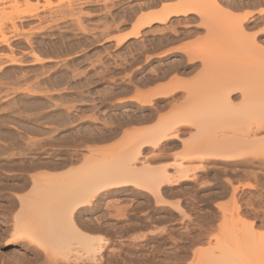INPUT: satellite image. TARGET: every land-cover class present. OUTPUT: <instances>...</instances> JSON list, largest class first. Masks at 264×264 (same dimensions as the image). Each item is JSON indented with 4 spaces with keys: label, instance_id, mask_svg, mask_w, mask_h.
<instances>
[{
    "label": "bare ground",
    "instance_id": "obj_1",
    "mask_svg": "<svg viewBox=\"0 0 264 264\" xmlns=\"http://www.w3.org/2000/svg\"><path fill=\"white\" fill-rule=\"evenodd\" d=\"M25 1L28 2L30 0H25ZM163 1H165V0H149L147 2L148 7H155L156 8V7H159L160 4L162 6L156 10L154 9L153 11L150 9V12L142 13L141 16L139 15V18H137L138 20H136V22L134 21L131 31L128 33L126 32V34L116 38L118 41V44L119 45L123 44L126 40L130 39V37L139 39L142 37L143 32L147 33L149 30L150 31L148 33L152 32L151 28L154 25H156L158 23H160V24L164 23L165 24L168 21L173 20L175 17H179V18L183 17V16L190 17L189 15H192L191 13H193V12L199 13V11H200V13H202L208 9H211V10L214 9L213 12L216 11L218 13V15L220 14L219 16H222L225 14L224 12H227L225 10L226 8L223 7L218 2V0H205L203 3H200L201 2L200 0H177L178 2L176 1L175 3H171L170 2L171 0L169 2H166V1H168V0H166L165 1L166 3ZM106 2H108V1H105V3ZM140 2H142V1H140ZM162 2H163V4H162ZM75 5H77V4H75ZM145 5H146V3H145ZM37 6H39V5H37ZM71 6H70V8H71ZM143 8H144L143 5H141L140 7L132 8V15H133V13L135 14V12H139L140 10H138V9L143 10ZM145 8H146V6H145ZM57 11H58V9H57ZM208 12L210 13V10H208ZM231 12L232 11H229L227 13L230 15L235 14V13H231ZM72 13H75V12H72ZM35 14H34V16L28 17L27 20L29 19L28 21L29 22L31 21V23H32L34 17L35 18L39 17V15H37L38 16L37 17ZM87 14H86V16H87ZM250 14H246V15L244 14L245 16L244 15L243 16H244V18H247L248 15H250ZM236 15L237 14H235V16ZM206 16H207V14H205V17ZM235 16H233V17H235ZM215 17L218 20L216 15H215ZM231 17H232V15H231ZM231 17L230 16L226 17L228 19H227V23H224L225 27L227 26L228 21H229V24H232L233 20H231L232 19ZM240 17H242V16L240 15ZM82 18H83V16H82ZM191 18H192V16H191ZM244 18H242L243 21L246 20ZM39 19H40V17H39ZM78 19H79V23H80L81 20H80V18H78ZM219 19L221 20V17H219ZM233 19L235 20V18H233ZM239 19H241V18H238V20ZM21 20H22V22L25 21V19H21ZM124 20H125V18H124ZM129 20H131V17ZM203 20L205 21V19H203ZM208 20H206L207 23H205L206 27H208V24L211 22ZM211 20H212V18H211ZM41 21H43V20H40L39 22H41ZM75 21L78 22L77 20H75ZM82 21H83V19H82ZM185 21H186V19H185ZM213 21H214V19H213ZM22 22H21V24H23ZM50 22H52V21H50ZM76 22H74V23H76ZM181 22H182V20H181ZM217 22H219V21H217ZM25 23L27 24V22H25ZM91 23H93V22H91ZM118 23L120 24L119 21H118ZM118 23H117V27H119ZM124 23L126 24V21ZM220 23H223V22L220 21L219 24ZM81 24L82 23H80L78 26H80L82 28ZM203 24H204V22H203ZM211 24L212 23H210V26H211ZM229 24H228V26H229ZM234 24H232V26H233L232 30H234V32H231V33L238 32L239 29H241V27H242V26H240L239 28H237V26H235V28H234ZM18 26H19V24H18ZM18 26L15 24L16 28ZM28 26H29V23H28ZM35 26H38V25H35ZM35 26L33 24L34 28L31 27V29L33 28L32 34L31 35L29 34L31 37L23 38V40L25 39V42L22 40L19 41L20 45L27 44L28 46L33 47L32 50L29 51L31 53V55H28L29 53H27L28 56H26L24 59L23 58H17L14 55H10V57H9L10 62H11V64L14 65L12 68L13 71H10V69H7V68L3 71H4V76H7L6 78L13 77V78H16V80L18 78L19 83L15 82L14 84L20 85L22 83V85H24L23 82H21V81L22 80L24 81V79L27 80L28 78H29V80H31L32 78H33V80H35L34 83H32V86H29L26 88H21V91L16 90L18 94L15 93L16 91L13 93V95L16 94V100H14V98H15L14 96H13V99H10V100L11 101L13 100V102H12L13 104L17 103V105H18L19 101L22 103V105H21L22 109L21 108L18 109V112L20 114L16 111L17 113L13 114V115L19 114L21 117L19 115L18 116L20 118H23V119L19 120V122L22 124V127L27 129V130L25 129V131L34 132L36 134L39 132H44V133L46 132L47 133L48 128H46L47 126H45V125L49 122H53V121L55 122V120H58L59 123L61 121V124L62 123L68 124V123H72V122L74 123V121L76 122L75 119L78 117V115H76V114L74 115L71 112L68 113L67 111H65L68 109V108L66 109V105L68 103L66 104L65 102L69 98H70V100H72L71 97H73L69 94L62 96V99L64 101L63 107L65 106V110L63 112H59V111L57 112V110H54L52 108L54 110V112L55 111L56 112L55 113L53 112L54 114H49V113H46L47 111L42 112V110L47 109L48 107L54 105L51 102L53 99H55L54 97L57 95H55L53 93L50 94V92H52L50 89H53V87L55 85H58V87H59V84L61 85V83L64 80L67 81L70 79V75H72V77H71L72 80L75 79L73 77L78 78V76H79L78 72H76L75 69L70 70L67 68L66 70H63L64 68L59 69L57 67H56V69H52V66L54 63L51 60L53 59L54 56H57V58H58V55L60 56V54H62L63 52L65 54H68L71 49L75 48L76 45L81 46L80 44H82V42H84L83 41L84 38L77 37V36H80V34L69 33V32H65V31L61 34L60 32H62V31L59 30L60 34H57V35L58 36L61 35L63 37L62 38L60 36V38L63 39L62 40L63 42H62V44H59L60 42L58 43L57 42L58 40H55L56 38L54 39V35H55L54 31L56 29L51 33L49 31H43V33H41V30L43 28H39V27L35 28ZM39 26H41V24H39ZM70 26H71V24H70ZM74 26H75V24H74ZM84 26H85V24H84ZM89 26H90V24H89ZM120 26H121V24H120ZM168 26H169V24H168ZM213 26H214V24H213ZM222 26H223V24H222ZM19 27L21 28V26H19ZM19 27H18V31H21V29ZM63 27H64V24H63ZM166 27H165V29H166ZM214 27H216V24ZM229 27H231V26H229ZM61 28H62V26H61ZM84 28H82V29H84ZM147 28L148 29L150 28V29L146 32ZM154 28L156 30H158L156 27H154ZM171 28H173V29H171L173 34L178 35L180 33L179 32L180 29H178L177 27H171ZM217 28L222 33H227L226 30H225L226 32L221 30V28H219V26H217ZM49 29H51V28H49ZM116 29H118V28H116ZM144 29H146V30L143 31ZM227 29H228V27H227ZM92 30H94V29H92ZM154 30H153V32L156 31V30L155 31ZM242 30L244 31L243 27H242ZM122 31H124V30H122ZM229 31H230V29L228 30V32ZM85 32H84V34H85ZM156 32L158 33V31H156ZM162 32H163L162 29H161V32L159 30V33H162ZM182 32L180 33L179 37L181 36V34H185V35L190 34L189 30H185ZM212 32H213V30H212ZM38 33H41L42 36L39 35ZM238 33H240V32H238ZM242 33H240V35ZM255 33H257V32H255ZM43 34H44V36H43ZM168 34L169 33L167 32V30L164 33L160 34V35H162V37H161L162 41H163V39L165 40L164 44H162V46L163 45L165 46V44H167L168 42H174L176 39H178L177 37H170L171 35L169 36ZM93 35H95V34H93ZM209 35H211V34H209ZM223 35H224L223 38H225V35H229V34H223ZM2 36L3 37L0 38V42L10 46L9 48H12L11 49L12 51H16L12 47L14 45L11 46V44H10V41H9L10 39H8L9 36L8 37H6L5 35H2ZM104 36H106V35H104ZM155 36H156V33H155ZM218 36H219V34H218ZM237 36H239V34ZM55 37H56V35H55ZM93 37H95V36H93ZM227 37L230 39L229 36H227ZM97 38H93V39L96 40ZM161 38L159 40H161ZM211 38L212 37H210V40H212ZM86 39H88V38L85 37V42H86ZM99 39L100 38H98V41H99ZM231 39H234V38H231ZM247 39H250V38H247ZM247 41H250V40H247ZM85 42H84V44H85ZM87 42H90L91 45L96 43V42L94 43V40L93 41H87ZM165 42H167V43H165ZM251 42H252V40H251ZM157 43H158V41H157ZM254 43H256V41ZM159 44L161 46V43H159ZM240 44H242V42ZM256 45L259 46L257 43H256ZM79 46H77V47L79 48ZM142 46L143 45H140L141 49L136 48L135 50L132 49L131 51H129V53H131V55L133 56L132 66H133V64H137V63L142 62V61H147V63H145L144 66H142V68L138 69L137 71H133L132 75H129L127 78L121 79L122 81L115 79V81H113V82L117 87H112L113 86L112 85L105 90V93H102L105 96V98L103 97V103L107 102V100L115 99V96L118 94L121 95L122 93H125V92L131 93L132 89H134L136 87H137L136 89H139L138 85L147 87V85H150L152 83L154 84L155 81H158V80L162 81V79L167 78V76H169V74L172 73V71H174V70L176 72L181 71V73H182V71L183 72H191L197 68V60H198L197 57H195V58L190 57L191 59L190 58L188 59V60H190V61H188L189 64L188 63L186 64L185 63L186 61L183 63L184 59L183 60L179 59L178 62L173 61V62L169 63V66L167 65L168 67L165 65V62H162L159 65H156V66L154 65L153 66L154 68H150V69L148 68L149 70H144V68L145 67L147 68V66L151 63V62H148V60H150L149 56H151V54L148 55L146 50L149 51V49L148 48L145 49V47H146L145 42H144L145 47L144 46L142 47ZM20 47H22V46H20ZM87 48H89V47H87ZM207 48H209V47H207ZM244 48H246V47L244 46ZM259 48L262 49L263 47L262 48L259 47ZM72 51H75V50H72ZM209 51H211V50H209ZM12 54H13V52H12ZM145 55H147V56H145ZM117 56H119V55H117ZM144 57H145V60L142 59ZM209 59H211V58H209ZM180 61H182V62H180ZM81 62H84V60ZM101 62H102V60L100 61V64H101ZM128 62H131V61H128ZM124 63L123 64L118 63L116 65V67H114V69L111 72L112 73L115 72L118 74H120L122 72L124 73V71H126V69H128V67L131 66L128 63H127L128 65L126 64V66H125ZM11 64H9L8 67ZM214 64L216 65V63L213 62V65ZM107 66L105 67L106 69H107ZM216 66H214V69ZM72 67H74V66H72ZM109 68H108V70H109ZM208 69H210V68H207V70ZM207 70H206V72H204L202 70L204 73L200 70L199 71L200 76H197L198 79L195 77L191 80V81H195V83H192V87H191L190 91H188L186 93L187 95L185 94L186 99L184 101H182L183 104L179 103V102L177 104V101L181 100V99H179L181 96V92H180V90L178 91V88L175 85L177 82L176 80L179 78L177 76H176L177 78L176 77L173 78L171 76L170 78H173V79H168V80H170L168 82L165 81L163 83L162 82L159 83L158 86H156V88L153 86L154 88H152L147 93V95H145L146 97H144L143 99H140L141 104H143L140 106L141 107H148L149 108L148 112H146V113H144L138 117L137 116L136 117H133V116L129 117L128 114L125 113V114H123V116L120 118L121 120H119V121H118L119 113L111 112L108 114L110 120H108V122L105 121V122H107L108 125H106V124L105 125L101 124L100 126L96 125L97 126V128H96L95 125H93L94 123H89L88 126H85L84 128L83 127L80 128L82 130V134L78 133L80 136L77 134L78 137L76 136L77 137L76 141L77 142L80 141L82 144H84V142L89 143V141H91L93 143L94 142H97V143L100 142L101 143V142H106V141L110 142V140H112L111 141V143H112L115 141L114 143L108 145L109 147L105 145L107 148L106 147H104V148L100 147L102 149L98 148V152L95 150L97 153L92 148V150L95 153L93 152L88 156H84V153H83V156L81 155L82 157H80L77 152H72L70 150L69 151L66 150V152H63L64 153L63 156L60 157L58 160H51L50 158H48L49 156L45 159H42L43 157L40 159V158L35 157V156H30L29 159H26V160L21 159L19 161V160L15 159L12 162V161H7V159H6V161H2V162L0 161V172H1L0 173V195L2 194V202L0 204V207L1 208L3 207V210L5 212H7L8 214L14 213L13 218H12L14 231L11 230V233H12L11 239L4 241V238H5L4 235L10 234V232H9L10 226H9V228L6 227L5 230L3 229L4 232H1L2 234L0 233L1 234V236H0V248H2V247L5 249L12 248L13 250H11V251L15 252V253H22L21 251H23L25 248V250L28 252L27 257L22 259V261H18V260L13 261L10 258H7L4 254L2 255V253H0L1 254L0 255V264H101L102 259H103L102 256L104 253L103 242H105V240L102 238V236L97 234L98 229L99 228L101 229V225H100L101 222H100V218L97 216L96 213H98L97 210L100 207L101 198H102L103 194H107V192L110 193V192H113L115 190H119L121 188H128L130 186H134L136 188H139L141 190H144V191L151 193L154 197H156V199H158V201L163 202L162 198L164 196V191H165V188H167L166 187L167 185H169V184L173 185V186L180 185L181 183L185 182L186 180L192 179V174L190 171L191 169H189V167L187 168L188 165L185 164L184 161L186 162V160L191 161V160H195V159H201L204 161H209L212 159H214L215 161L220 160V159H222V161H223V159L225 161L226 160L230 161L233 159L235 160L237 157H242L245 154H248V151H250L252 149V146H254L253 148H255L256 147L255 145L258 142L260 143V141H263V140H260V138L257 135H258L259 131H261V129H264V125H262L264 123V122L262 123V119L264 118V96H262V95H264V94H262V93H264V79L261 78V76H258L256 74L258 77L255 76L256 78L254 77L255 78L254 81L250 80V79H248V80H250V81H248L247 80L248 76H247L245 78V81L243 79H242L243 81L241 79L240 80L239 79L234 80V82H231V83H233V85H231L230 83H228L226 81V79L228 78L227 76H223V74H221L222 78L221 77L219 78L220 75L218 76L217 74H214V73L212 74V72H213L212 70H211L212 71L211 73H210V71L208 73ZM111 72L108 71V73H111ZM205 73L206 74L208 73V74L206 75ZM84 74H86V73H84ZM106 74H107V72H106ZM196 75H197V72H196ZM214 75H216V77ZM224 75H228V74H224ZM259 75H260V73H259ZM104 77H105V75L102 76V79ZM112 77H114V76L112 75ZM87 78H89V77H87ZM215 78L220 79V80H218V79L217 80L221 81V82L218 84L217 83L215 84V82L213 83L212 80L214 81ZM241 78H242V76H241ZM235 79H237V78H235ZM2 80H3V78H2ZM75 80H77V79H75ZM223 80H225L226 83H223L224 82ZM229 81H230V79H229ZM235 81H236V83H235ZM0 82H1V80H0ZM8 82H6V83L8 85H10ZM31 82H33V81H31ZM68 82H71V81H67L65 83H68ZM75 82H76V85L72 84L73 88L76 86L78 88L84 87V86L85 87L90 86L93 81L92 80L90 81L87 79L82 81L80 79V80L75 81ZM27 83H29V82H26L25 84H27ZM12 85H13V83H12ZM49 85H51V86H49ZM62 85H64V84L62 83ZM193 85H194V87H193ZM203 85H205V86H203ZM7 88H9V87H7ZM12 88L14 89V87H12ZM69 89H70V87H69ZM90 90L91 89H88L87 91L89 92V95H90V93L92 95L93 93L90 92ZM42 93H44V95ZM239 94H241V95H239ZM81 95H82L81 97L83 100H91V97L87 96L88 94L87 95L81 94ZM100 95L101 94H99V96ZM238 96H240V98H241V100H239V102L237 101L239 99V98L237 99ZM233 97H236V99H237V100L235 99L236 102L233 101L236 104L232 102V100L234 99ZM94 98H92V99H94ZM121 98H119V99H121ZM77 100H80V98L79 99L77 98ZM101 101L102 100H100V103L102 105L103 103ZM112 102L113 101H110V103H112ZM9 105L11 108V104H9ZM59 105H60V103H59ZM72 105L73 104H71V106ZM170 105L173 106L172 110H169V112L166 111V113L162 112V111L166 110V108H168ZM69 106H70V104H69ZM108 106H110V105H108ZM112 106L114 107V103L112 104ZM112 106H111V108L113 110ZM98 107H101V106H99L98 104L95 105L94 110L97 109ZM141 107H139V108L141 109ZM54 108H56V107H54ZM57 108H59V107H57ZM71 108H73V107H71ZM83 110H86V108ZM88 110H89V108H88ZM112 110H110V111H112ZM48 112H50V111H48ZM162 113H164V114H162ZM91 114H93V113H91ZM114 116L117 117L116 121L113 120ZM79 117H81V116L79 115ZM89 117H87V118L89 119ZM238 117H240L241 120ZM106 118H108V117H105V119ZM230 118L233 119L234 121H235L234 118H236V119L238 118L240 120V123H242L241 121H244L246 123V120L251 118L250 124H248V125L245 124V125H247V126L250 125L251 127H253V129H250V130H252V134L254 136L251 135V133L249 131L245 134H246V136L250 134L251 136H253V138L250 136L251 138H250V140H248V138L247 139L246 138L241 139V136L238 138H234V137H231L229 135H226V133L224 134V132H222L223 129H221L219 126L222 124L227 125L226 123L228 121L230 122V120H231ZM11 119H13V118L12 117L10 118V116H1L0 115V137H5L6 141H7V139L10 140L11 137H13L14 135L17 136L16 134H18V133H15L16 132L15 130L14 131L10 130V129L7 130V128L5 127L6 121H8V120L10 121ZM14 119H17V117L15 116ZM77 119H79V118H77ZM81 119H83V117H81L79 120H81ZM91 119H94L95 122H97V120L99 118L98 119L97 118H91ZM104 120H102V121L104 122ZM154 120H156V121L153 124H150L147 126L136 127L134 125V123L135 124L147 123V122H151ZM251 120H253L254 126H252ZM229 122H228V124H229ZM244 122H243V124H244ZM10 123H12V122H10ZM55 124H56V122H55ZM132 124H133V126H132ZM49 125L54 126L53 124L52 125L49 124ZM128 125H131L132 128L127 129L126 126H128ZM250 126H249V128H250ZM262 126H263V128H262ZM70 127H71V125H70ZM124 127H126V130H123ZM193 127L194 128L196 127V132L194 131V133H191V129H193ZM3 128H6V129H3ZM57 129H59V128L57 127ZM62 129H63V127H62ZM81 130H79V131L81 132ZM51 131H53V130L51 129ZM188 132L191 133V136L189 138L183 137V135H185ZM242 134L244 135V133H242ZM20 136H21V134L18 136L19 139L18 138H17L18 140L16 139L17 142L20 140V138L22 139L23 135L21 137ZM47 136H48V133H47ZM120 136H121V138H120ZM73 138H75V136ZM257 138H258V140H257ZM46 139H47V137H46ZM55 139H56V137H55ZM63 139H65V137ZM114 139H117V140H114ZM252 139L253 140L255 139V140L253 141ZM31 140H33V139H31ZM65 140H67L66 145L68 144V146L71 145L73 142V140H72V142H70L71 141L70 139L69 140L65 139ZM65 140H64V142H66ZM11 141H12V138H11ZM48 141H50V143ZM48 141L46 142L47 145L51 144L53 147L52 141L51 140H48ZM76 141L73 143V146L76 145L75 144ZM251 141H252V144H251ZM17 142L14 143L13 145L11 143V145L15 148ZM61 142H63V141H61ZM39 143L40 142H38V141L37 142L33 141L30 144L26 143L28 146V147L27 146L26 147L29 150L28 153L30 152V154H34L37 151L35 149H39L42 147V145L46 144L44 142V144H42L41 147H39ZM81 143H80V145H82ZM18 144L20 146L19 142H18ZM78 144H79V142L77 143V145ZM104 144H106V143H104ZM21 145H23V143ZM180 145L183 146V150L185 153L183 152L184 156H183L182 160L179 161L178 164H176L177 166L175 167L174 171H169L167 168H164V167L163 168L162 167L156 168L155 166L154 167L152 166L153 160H155L157 158L159 159V157L161 158L163 156H166L169 151H171L172 149H174ZM250 145H252V146H250ZM85 146H88V145H85ZM90 146H91V144H90ZM245 146L247 148H245ZM8 147H10V146H8ZM54 147H56V146H54ZM81 147H79V148H81ZM2 148L5 149V151H6V148L1 147V145H0V150ZM21 148H22V146H21ZM42 148L44 149V147H42ZM64 148H65V146H64ZM248 148L250 150H248ZM89 149H91V148H89ZM246 149L248 150L247 153L245 152ZM5 151H4V153H6ZM19 151L21 152L22 150H19ZM243 151H244V155L242 154ZM20 152H19V154L21 155ZM24 153L27 154L26 152H24ZM79 153H80V151H79ZM0 154H2V153H0ZM49 154H51V152ZM169 154H171V153H169ZM10 158L12 159L13 157L10 156ZM14 158H18L16 156V153H15ZM237 159H239V158H237ZM224 164H225V162H224ZM229 165H230V163H229ZM225 166H226V164H225ZM204 167H206V166H204ZM159 203H161V202H159ZM88 213H90V216H88ZM8 220H9V218H8ZM10 220H11V218H10ZM246 237H247V233H246ZM247 239H249V238H247ZM244 241H245V237H244ZM259 241H261V240H259ZM238 243L241 244L242 242H238ZM238 243L236 245H239ZM248 243H246V244H248ZM261 243H263V241ZM236 245L235 246L233 245L234 247L233 246H227V245L226 246L220 245V250H221V254H222V255L220 254V257H216V256L214 257L213 255H209V256L206 255V256L199 259L200 263H198V264H264L263 263L264 261H261V259L264 256L262 258H260L258 256V252H257L258 248H257V250H253L256 248H253L250 250L249 247L251 248V245L250 246L248 245L249 247H247V249L244 250L245 248H242L243 244H241L242 247L240 245L239 246H236ZM256 246L259 247L258 244H256ZM262 247H263V244L261 245V248H259L260 252L262 251L261 249L264 248V247L263 248ZM263 251H264V249H263ZM263 251H262V253H264ZM0 252H1V250H0ZM255 252H256V254H254ZM24 253H26V252H24ZM11 257L14 258L16 256L12 255ZM263 260H264V258H263Z\"/></svg>",
    "mask_w": 264,
    "mask_h": 264
},
{
    "label": "rangeland",
    "instance_id": "obj_2",
    "mask_svg": "<svg viewBox=\"0 0 264 264\" xmlns=\"http://www.w3.org/2000/svg\"><path fill=\"white\" fill-rule=\"evenodd\" d=\"M105 1H108V2L105 3ZM122 1L121 0H81V1L80 0H30L26 2L25 0H0V38L3 37L2 35H5L6 37L9 36L8 39H10L9 40L10 44L11 46L14 45L12 47L13 49L16 50V51H12L11 50L12 48H9L10 46L0 42V77H1L0 78L1 80L0 82V115L10 116V118L12 117L13 119H11L10 121L9 120L6 121L5 127L7 128V130L9 129L13 131L15 130L16 131L15 133H18L16 134L17 136L14 135L13 137H11L13 142L11 141V138L10 140L7 139L6 141L5 137H0L1 147L6 148V151L3 148L0 150V153H2L0 154L1 162L6 161V159L7 161H12V162L15 159L19 161L21 159L26 160V159H29L30 156H35L40 159L42 157H43L42 159H45L49 156L48 158H50L51 160H58L60 157L63 156L64 154L63 152H66V150L77 152L80 157L83 156V153H84V156H88L91 153H93L95 150L98 152V148L100 147L104 148L108 146L109 143H106V142H105L106 144L102 142L93 143L89 141V143L84 142V144H82L80 141H78L79 144L77 145L78 142L76 141V138L78 137L79 134H82V130L80 128L82 127L84 128L85 126H88L89 123H94L93 125H99V126L101 124L108 125L107 122L108 120H110L108 114L111 112L119 113L118 121L121 120L120 118L125 113L128 114L129 117L141 116L142 114L148 112L149 108L141 107L140 105H143V104H141L140 99H143L144 97H146L145 95H147L148 91L154 88L155 86H157V84L161 82H165V81L168 82L170 81L168 79H173L176 76L179 79L176 80L177 82L175 85L178 88V91L180 90L181 92V96L179 98L181 100L177 101V104L178 102L182 103V101L186 99L185 94L188 91H190L192 87V83H195V81H191V80L195 77L198 79L197 76H200L199 74L200 70L201 71L203 70L204 72H206L207 68H210L207 70V72L209 73L210 71L211 73L213 71L212 74L214 73V74H217L218 76L220 75L219 78L221 77V74H223V76L228 77L226 81L230 83L231 85H233V83L231 82H234V80L243 79L245 81V78L247 76H248L247 80L250 79L254 81L256 78L255 76L257 75L261 76V78L264 79V1L263 0H228L230 1L232 8L250 7V4H252L253 6L258 5L259 7H261L259 9V15H254L255 14L254 12H249L251 14L247 18H244L243 15H241L242 17H240V14H237L235 16L236 13L231 14L232 17L230 14L225 15V16L224 15L219 16L220 14L218 15L216 11L213 12L214 9L212 10L208 9L210 10V13L208 12V10H205L206 13L205 12L200 13L199 11V13H195L193 15L194 17L191 20V24L192 26L196 28V32L193 34H188V35L181 34L182 36L179 37L183 28L190 27V18L186 16H183L180 18L175 17L173 20H170L171 22L168 21L165 24L158 23L154 25L151 28L152 32L150 33H148L150 31L149 30L150 28L149 29L147 28V30L144 29L143 31L145 30L146 32L148 30L149 31L147 33L143 32L142 34L143 38L141 37L137 39V38L130 37V39L126 40L123 44L119 45L116 38L118 36L125 34L126 32L131 31L132 29V25H130V23L133 24L134 18L130 22H127L128 17H133L132 9L130 10V7L133 5H139V3L141 4L142 2L143 3L141 5H144L149 0L148 1L147 0H122ZM169 1L170 0L166 2H169ZM176 1L177 0H171L170 2L175 3ZM200 1H201L200 3H203L205 0H200ZM36 4L39 6H37ZM233 5H235V7ZM96 6L102 7V9L95 10L94 7ZM148 8L149 7L146 6L145 9H148ZM152 8H155V7H152ZM71 9L72 10L74 9L73 10V12H75L74 14L70 12ZM115 9H117L118 11L117 14H113ZM138 10L140 11L135 12L136 14L135 18L139 17V15L142 13L144 8L143 10L141 9H138ZM33 13L34 14L36 13L35 14L36 16L39 15L40 19L37 16L38 18L33 19L34 23L33 22L31 23V21L29 22L28 21L29 19L27 20V18L34 16ZM205 14H207L206 17H205ZM53 15H54V21L52 25H54L55 27L52 26L53 28L50 30L54 31L56 29L54 31L55 32L54 34L56 35V37L54 35V39L56 38L55 40H58L57 42L58 43L60 42L59 44H62L63 37L60 35L62 37L60 38V36H58L57 34H60V33L62 34L64 31L69 32V33H81V32L84 33L86 31L85 34L90 37L92 36V39L97 38V37L100 38L99 41H98V38L96 39V43L92 44L93 46L91 45L90 42H87V40L90 41V39H87L86 45L82 44L81 47L76 49V51L72 53H68V54H65L63 52L62 54H60V56L58 55V58L57 56H54V59L52 60L57 63L56 67H58L59 69H62L64 66L63 65L64 63L69 62L70 59L75 60L74 57H77V55L82 54L80 57L78 56L79 57L78 61L82 60L83 59L82 57L86 55L87 56V60L85 61L86 64L85 65H83V63L76 64L75 67H79L78 71L76 70V72H82L84 70H89V69H92V70L96 69L97 72H100L103 70V75H105V77L103 78V80H100L96 84V86L94 85L91 87L84 86V87H79L78 89H76V88H72L67 83H64V85H59V87L58 85L54 86V89H50L52 90L50 94L53 93L57 96L54 97L55 99L53 98H52L53 100L51 99L52 100L51 103H53L54 105L52 104L53 106L48 107L46 110L47 113L49 114H54L56 112V111L54 112V110H57V112L58 111L63 112L65 110V106L63 107L64 101L62 99V96L65 95L69 91L72 93V95H77L79 98V96H82L81 94H85V95L89 94V92L87 91L88 89H91V90L93 89L92 91L90 90V92H92L93 94L95 93L97 94V95L96 94L94 95V96H97V98L93 97L96 100V99H99V94L105 93L106 87L109 88L112 85H113L112 87H117L113 82L115 81V78H117L119 81H122L121 79H123L126 74L132 75V71H137L138 69L142 68V66H144L145 63H147V61H142L137 64H133L132 66L133 56L131 55V53H129V51H131L132 49L134 50L136 48L141 49L140 45L144 46V42L146 46V47L144 46L145 49L147 48L149 49V51L146 50L148 55L151 54V56H149L150 60H148V62H151V63L147 66V68L145 67L146 69L144 68V70H149L150 68H154L153 67L154 65L155 66L159 65L162 62H165V65L169 66V63L173 61L178 62L179 59L180 60L184 59L183 63L186 61L185 63L187 64L188 61H190L188 60L190 57L191 58L197 57V59L199 60V61L197 60V68L194 69V71H191V72L182 71V73L181 71L176 72L174 70L172 71V73L169 74V76H167V78L162 79V81L161 80L155 81L154 84L152 83L150 85H147V87L138 85L139 89H136V90L134 89L133 91H131V93L129 92V94L127 93L124 95H119L118 98H115L114 107L112 106L114 111L111 108H109L108 105H104V103L102 104L103 106L98 107L95 110H90V112L83 110L82 108L83 106H85L86 102L82 101L81 99L77 100L76 97H73L71 101L65 102L66 104L68 103L67 105L65 104L66 109L67 108L69 109L65 111H67L68 113L71 112L74 115L75 114L78 115L77 118L79 119L83 117L84 120L83 119L79 120L76 118L75 119L76 122L73 120L74 123L73 122L68 123L69 125L67 123L61 124V121L59 123L58 120H55L56 124L54 121L49 122L45 125L47 126L46 128H48V131H47L48 136L46 132L45 133L39 132L40 134L39 133L35 134L34 132L25 131L26 128L22 127V124L19 122V120L23 119V118H20L21 116L19 115L20 113L18 112V109L20 108L22 109V106H21L22 103L19 101L18 105L17 103L13 104L12 103L13 100L11 101L10 99H13V96H14L15 97L14 100H16V94H18L17 91H21V88L32 86V83H34L35 80H33V78L29 80L28 78L27 80L24 79V81L23 80L21 81L23 82L24 85H22V83L20 85L14 84L15 82L19 83L18 78H17L18 81L16 80V78H13V77L6 78L7 76H4L3 70L7 68V69H10V71H13L12 68L14 65L11 64L10 62V58H9L10 55H14L17 58H23V59L26 56L31 55L29 51L32 50L33 47L28 46L27 44L20 45L19 41L22 40L25 42V39L23 40V38L31 37L30 35L32 34V30L34 28L33 24L34 26L38 25V26H35V28H38V27L43 28L41 30V33L45 31L44 28L47 25L46 19L49 18L48 20H51ZM215 15L217 16L218 20L216 19ZM218 16L221 17V20L219 19ZM228 16L232 18L231 20H233V22L230 20L232 24L235 23L234 28L235 26H237V28L242 26L244 28L245 32L242 30V27L238 31L240 33L243 32L241 34L242 36L238 32H235L236 34L231 33V32H234V30H232L233 26L232 24H229V21H228V24L231 27H229L228 24L225 27L224 23H227L228 18L226 17ZM237 17L241 19L238 20ZM78 18H80L81 20L80 23H82L81 24L82 28L84 27L86 28V29L84 28L85 30L82 29L80 26H78L80 24ZM81 18L83 19V21ZM233 18H235L236 21ZM242 18L246 20L243 21ZM21 19H25V21L23 20L24 22H22ZM37 19L39 21L40 20H43V21L39 22ZM115 19H117L120 22L121 26L118 23L120 28L117 27V22H114ZM198 19H200V21H198ZM203 19H205V21ZM75 20H77L78 22H76ZM206 20L211 21L210 23H212L211 26H210V23L208 24L209 28L205 26V23H207ZM125 21H126V24L124 23ZM217 21L219 22L221 21L223 23L219 24V22ZM21 22L23 24H21ZM25 22H27V24ZM28 23H29V26H28ZM15 24L17 26L18 24L19 26H21V28L18 26L21 29V31H18V27L16 28ZM39 24H41V26H39ZM63 24H64V27H63ZM213 24L214 26L216 24V27H214ZM217 26H219V28H221V30H223L224 32L227 31V33H222L217 28ZM31 27L33 28L31 29ZM115 27L118 29H116ZM154 27H156L158 30H156ZM171 27H177L178 29H180V31L178 30L180 33L178 35L173 34L171 30L173 28ZM153 28L156 31H158V33ZM161 29L163 31L162 33H164L167 30V32L169 33L168 35L169 36L171 35L170 37H177L178 39H176L174 42H168V43L165 42L167 44H165V46L163 45L164 46L163 47L162 44H164L165 40L163 39L162 41V38H161L162 35H160L162 33H159V30L161 32ZM229 29H230L229 31L230 33L228 32ZM59 30L62 32H60ZM153 30L155 32H153ZM217 31L218 32L220 31V32L218 33ZM41 33H38V34L42 36ZM155 33H156V36H155ZM223 34H229V35H225V38H223L224 36ZM238 34L239 36H237ZM209 36L212 37L211 38L212 40H210ZM227 36H229L230 39L231 38H234V39L230 40ZM160 38L161 40H159ZM247 38H250V39H247ZM247 40H250V41H247ZM255 41L259 46H257L256 43H254ZM241 42L242 44H240ZM159 43H161V46ZM244 46L246 48H244ZM259 47L261 48L263 47V48L260 49ZM27 53L29 54L27 55ZM116 54L119 55L120 57L117 56ZM142 59L145 60V57ZM101 60L102 62L100 64ZM128 61H131V62H128ZM212 61L216 63L217 66L215 64L213 65ZM8 63L11 64L9 67H8L9 65ZM118 63H121V64L124 63V65L128 63L131 66H129L128 69H126V71L122 73L121 75L120 74L116 75L117 73L111 72V74L114 77H112L111 74H107L108 75L107 76L106 72L108 73V70L106 71L105 67L108 65L109 67L112 68L111 70H113L114 67H116V64ZM108 66H107V69L109 68ZM214 66H216L215 67L216 70L214 69ZM109 72H110V69H109ZM196 72H197V75H196ZM258 72L260 73V75ZM224 74H228V75H224ZM85 76L86 74L83 73L81 76L78 77V80L80 79H82V81L86 80ZM171 76L173 78H170ZM214 76L216 77V75ZM217 79L218 78H215L214 81L212 80V82L213 83L215 82V84L220 83L221 81H218L220 79L218 80ZM25 81L29 83L25 84L26 83ZM223 81H224L223 83H226L225 80ZM6 82H8L10 85H8ZM72 84H75V83H72ZM68 86H70V89L68 88ZM12 87H14V89ZM14 92L16 94L13 95ZM42 94L44 95V93ZM233 98L234 99L232 100V102L233 101L236 102L238 98H239L237 100L238 102L239 100H241L240 96H238L237 99L236 97H233ZM94 99H93V103L97 105L98 103ZM117 99L120 102L117 101ZM58 102L60 103V105ZM117 102L119 105L115 106ZM9 104H11V108ZM71 104L73 105L71 106ZM98 105L100 106V103ZM139 107H141V109ZM172 109H173V106L170 105L168 108H166V110L162 112L166 113V111L169 112V110H172ZM16 111L19 113L18 115L20 117L18 115H13L17 113ZM48 111H50L51 113ZM79 115L81 117H79ZM15 116L17 117V119H14ZM87 117H89V119ZM105 117H108V118L105 119ZM91 118H97V119L99 118V119L97 120V122H95V120ZM238 118L237 119L234 118L235 121L230 118L231 119V120L229 119L230 122L228 121L229 124L227 122L226 123L227 125L222 124L219 127L223 129L222 132H224V134L226 133V135H229L234 138H238L241 136V139L248 138V140H250V138L251 137L253 138L254 136L252 134V130H250V129H253V127L249 125L250 126L249 128V126H247L248 124H250L251 118L247 119L248 121L246 120V123L244 121H241L242 123H240L241 118L240 120ZM102 120H104V122ZM113 120L116 121L117 117L114 116ZM156 120L147 122V123H138V124L134 123V125L136 127L147 126V125L153 124ZM263 120L264 118L262 119V123L264 122ZM251 121H252L251 122L252 126H254L253 120ZM49 124L51 125L53 124L54 126H50ZM262 125H264V123ZM132 126L128 125L126 127L127 129H129V128H132ZM57 127L60 130L57 129ZM126 127H124L123 130H126ZM6 128H3V129H6ZM51 129L53 131H51ZM79 130H81V132ZM194 131L196 132V127L195 128L193 127V129H191V133H194ZM248 131L253 136H251L249 133H248L249 135L246 136L245 133H247ZM241 132L244 133V135ZM191 133L188 132L185 135H183V137L189 138L191 136ZM20 134L21 136L22 135L23 136H22V139L20 138V140L18 141L20 143V146H19L17 140L19 139L18 136ZM74 136L75 138H73ZM257 136L260 138V140H263V141H260V143L256 142L257 144L255 145L256 146L255 148H253L254 146L250 145L252 146L251 150L248 148V150L250 151H248L247 149L246 151L244 150L246 153L248 151V154L244 155V151H243L242 154L244 156L237 157L239 159L237 158L235 160L233 159L234 161L233 160L225 161L224 159L223 161L222 159H220L221 161L220 160L215 161L214 159L209 160V161H204L201 159H195L191 161L186 160V162L184 161V163L188 165L187 168L189 167V169H191L190 171L192 174V179H188L185 182L181 183L180 185H175V186L170 185V184L167 185L166 186L167 188H165V191H164V196L162 198L163 202L158 201V199H156V197H154L151 193L141 190L139 188H136L134 186H130L128 188H121L117 191L115 190L114 192L104 194L101 198L100 207L97 210L98 213H96L97 216L100 218V222L104 228L103 230L99 232V235L102 236V238L105 240V242H103L104 253L102 256L103 259H102L101 264H198L200 263L199 259L206 255L208 256L213 255L214 257L215 256L220 257V254H221L220 245L222 246H226V245L233 246L234 245L235 246L238 242H242L241 244H243V247L241 246L240 243L238 244L242 248H245L244 250H246L247 247H249L250 245H251V248L249 247L250 250L253 248H256L253 250H257L258 248L257 250L258 256L262 258L264 256V253H262L264 249L263 248L264 247V129H261V131H259ZM64 137L65 139H70L71 140L70 142H72L73 140L72 144L69 146L68 144L66 145L67 140L63 139ZM48 140L52 141L53 147L51 144H48L49 146L47 145L46 142ZM64 140L66 142H64ZM33 141L40 142L41 144L39 143V147H41V145L44 144L45 142L46 144L42 145L44 149L41 147L39 148L40 150L35 149L37 151L34 154H30V152L28 153L29 150L27 149L28 147L27 144H30ZM75 141H76L75 143L76 145L73 146V143ZM16 142L17 144L14 148L12 145ZM48 142L50 143V141ZM22 143L23 145H21ZM80 143L82 145H80ZM251 144H252V141H251ZM85 145H88V146H85ZM92 148L94 151L92 150ZM245 148L247 147L245 146ZM19 150H22V151L20 152ZM4 151L6 153H4ZM19 152L21 153V155L19 154ZM24 152H26L27 154H25ZM50 152L51 154H49ZM183 152H184L183 146L180 145L172 149L171 151H169L166 156H163L161 158L159 157V159L157 158L153 160L152 166L153 167L155 166L156 168L164 167V168H167L169 171H174L175 167L177 166L176 164H178V162L181 161L184 156ZM15 153L18 158H14ZM10 156L13 158L11 159ZM1 202H2V194L0 195V204ZM13 214H8L7 212L3 210V207L2 208L0 207V233L4 232L3 229L5 230L6 227L9 228L10 226V230H9L10 234H6L7 236L4 235L5 237L4 241L11 239V234H12L11 230L14 231L13 223H12ZM88 216H90V213H88ZM246 233H247V237H246ZM244 237H245V241L247 240L249 243L247 241L246 242L244 241ZM262 241L263 243H261ZM256 244H258L259 247H257ZM262 244H263V247H262L263 249H261L262 251L260 252L259 248H261ZM239 245H236V246H239ZM0 250H1L0 253H2V255L4 254L7 258H10L13 261L14 260L22 261V259H24L28 255V252L25 250V248L23 251H21L22 253L12 252L11 251L13 250L12 248L5 249L2 247L0 248ZM254 254H256V252ZM12 255L16 256L14 257L15 259L11 257ZM263 258L261 259V261H264Z\"/></svg>",
    "mask_w": 264,
    "mask_h": 264
},
{
    "label": "crops",
    "instance_id": "obj_3",
    "mask_svg": "<svg viewBox=\"0 0 264 264\" xmlns=\"http://www.w3.org/2000/svg\"><path fill=\"white\" fill-rule=\"evenodd\" d=\"M223 7H225L224 9L227 11V12H229V11H232V12H234V13H236V14H240V15H246V14H250V13H248V12H254L255 14L254 15H259V9L261 8V7H259L258 5H252V4H250V7H245V8H232V5H231V3H230V1H228V0H219L218 1ZM142 4V3H141ZM141 4H139V5H133V6H131L130 7V10L132 9V8H134V7H140L141 6ZM161 5V4H160ZM159 5V7L158 8H160L161 6ZM117 6V5H116ZM144 6V10L142 11V13H147V12H150V9L153 11L154 9L156 10V9H158V8H148V9H145V4L143 5ZM146 6H147V2H146ZM234 7H235V5H233ZM98 6H96L94 9L95 10H100V8L102 9V7H98ZM232 8V9H231ZM147 10V11H146ZM72 12H73V10H71ZM70 11V12H71ZM227 12H224L225 14L227 13ZM231 12V13H232ZM118 13V11H117V9H115L114 10V13L113 14H117ZM142 13L140 14V16L142 15ZM195 13H198V12H193V13H191L192 15H189L190 17V27L189 28H183L182 29V31H185V30H189L190 32V34H193V33H195L196 32V28L194 27V26H192V24H191V19H193V15L195 14ZM223 13V14H224ZM74 14V13H73ZM224 14V15H225ZM226 15H228V13L226 14ZM244 15V16H245ZM54 16V15H53ZM52 16V19L51 20H48V19H46V22H47V25H46V27L44 28L45 29V31H49L50 33L53 31H51L49 28H53L52 26H54V25H52L53 24V20H54V17ZM133 17H134V21L136 22V20H138L137 18H139V17H137V18H135V14L133 13V15H132ZM191 16H192V18H191ZM249 16V15H248ZM133 17H131V20L133 19ZM35 18V17H34ZM117 18V17H116ZM85 19V18H84ZM128 19H130V17H128ZM127 19V22H130L131 20H128ZM184 19V18H183ZM50 21H52V22H50ZM113 21V20H112ZM198 21H200V19H198ZM114 22H117L118 23V20L117 19H115V21ZM52 23V24H51ZM134 23V22H133ZM51 24V25H50ZM130 25H133V24H131L130 23ZM51 26V27H50ZM133 27V26H132ZM47 29V30H46ZM130 32V31H129ZM43 33V32H42ZM128 33V32H127ZM76 34H80V36H77V37H82V38H84L83 39V41L85 42V37L86 38H88V39H90V41H93L94 40V43L96 42V40L95 39H92V37H88V35H86V34H84V33H76ZM83 34V35H82ZM126 34V33H125ZM204 34V33H203ZM124 35V34H123ZM182 35H185V34H182ZM181 35V36H182ZM188 35V34H187ZM122 36V35H121ZM119 37V36H118ZM138 39V38H137ZM74 40V39H73ZM87 40V39H86ZM117 40V39H116ZM88 41V40H87ZM84 42H82V44H84ZM82 44H80V45H82ZM85 44H86V42H85ZM77 46H79V45H76L75 46V48L74 49H71L70 50V52L69 53H71V52H74V51H72V50H75L76 51V49L78 48ZM79 47H81V46H79ZM82 54H80V55H77V57H74L75 58V60H71L70 59V61L69 62H66V63H64L63 65V70H66L67 68L68 69H70V70H78L79 69V67H75V65L76 64H80V63H83V65H85L86 63H85V61L87 60V56L85 55L84 57H82L83 59L82 60H79L78 61V59H79V57L81 56ZM79 56V57H78ZM52 59V58H51ZM50 59V60H51ZM53 59H54V57H53ZM73 59V58H72ZM77 59V60H76ZM84 60V62H81V61H83ZM51 61H53V60H51ZM73 62V63H72ZM53 66H52V69H56V62L55 61H53ZM56 63V64H55ZM66 65V66H65ZM71 65V66H70ZM117 65V64H116ZM72 66H74V67H72ZM126 66V65H125ZM58 68V67H57ZM110 69V72L112 71L111 69V67L109 68ZM106 70H108V69H106ZM87 71V72H86ZM109 71V70H108ZM84 73H86V76H85V78L87 79V80H92L93 82L91 83V85L90 86H96V84L100 81V80H103L102 79V76H103V70L102 71H100V72H97V70H95V69H89V70H84L83 71ZM83 72H78V74H79V76H81L82 75V73ZM97 74H96V73ZM125 72V71H124ZM99 73V74H98ZM113 73H115V72H113ZM123 73V72H122ZM122 73H120V74H122ZM132 73H133V71H132ZM77 74V73H76ZM93 74V75H92ZM107 74H111V73H107ZM106 74V75H107ZM89 75V76H88ZM100 75V76H99ZM117 75H118V73H117ZM78 76V77H79ZM129 76V74H126L125 75V77L124 78H127ZM72 75H70V79L69 80H67V81H71V82H68L67 84H69L71 87H72V83H75V84H73V85H76V82L75 81H78V78L77 77H73V78H75V79H77V80H75V79H73L72 80ZM87 77H89V78H87ZM101 77V78H100ZM100 78V79H99ZM99 79V80H98ZM115 79H117V78H115ZM82 80V79H81ZM66 80H64L62 83L64 84L65 82H67ZM97 82V83H96ZM62 83H61V85H62ZM163 83V82H162ZM60 85V84H59ZM79 85V84H78ZM49 86H51V85H49ZM55 86H57V85H55ZM70 86H68V88L70 87ZM157 86H158V84H157ZM73 88V87H72ZM74 88H76V89H78V87L76 86V87H74ZM137 88V87H136ZM136 88H134L135 90H136ZM155 88H156V86H155ZM53 89H54V87H53ZM106 89H107V87H106ZM134 89H132V91L134 90ZM151 90V89H150ZM149 90V91H150ZM52 91V90H51ZM148 91V92H149ZM129 93V92H128ZM67 94H69V95H71V96H73L72 94H71V92L69 91V92H67L65 95H67ZM124 94H127V92H125V93H122L121 95H124ZM87 95V94H86ZM118 95H120V94H118ZM118 95H116L115 96V98H117V97H119ZM87 96H89L90 97V95L88 94ZM91 96H94V94H92ZM101 97V98H100ZM100 100H102L101 102L103 103V97L105 98V96H104V94H101L100 95ZM73 97H71V99H72ZM77 98H78V96H77ZM79 98L82 100V101H86V104H85V106H83V108H86V111L88 110V108H89V110L88 111H90V110H94V106H95V104L93 103V97H91V100H83L82 99V97L81 96H79ZM78 98V99H79ZM95 98H97V97H95ZM98 99H96L95 101H97ZM115 99H112V100H107V102H104V105H110V106H108L109 108H111V106H112V104L115 102L114 101ZM67 101H71L70 100V98L67 100ZM110 101H113L112 103H110ZM117 101H118V99H117ZM100 103V102H99ZM98 103V104H99ZM107 103H110V104H107ZM92 104V105H91ZM117 105L116 106H118L119 104L118 103H116ZM93 108H92V107ZM100 106H102L101 105V103H100ZM112 109V108H111ZM46 110L47 109H44V110H42V112H46ZM47 113V112H46ZM95 127L97 128V126L95 125ZM114 140H117V139H114ZM113 140V141H114ZM111 141L112 140H110V142L109 141H106V143H109V145L110 144H112V143H114V142H112L111 143ZM102 143H105V142H102ZM109 147V146H108ZM107 148V147H106ZM117 191V190H116ZM114 192V191H113ZM111 193V192H110ZM107 194H108V192H107ZM104 195V194H103ZM100 225H101V229L99 228L98 229V231H97V234H99V232L101 231V230H103L104 228H103V226H102V224L100 223Z\"/></svg>",
    "mask_w": 264,
    "mask_h": 264
},
{
    "label": "flooded vegetation",
    "instance_id": "obj_4",
    "mask_svg": "<svg viewBox=\"0 0 264 264\" xmlns=\"http://www.w3.org/2000/svg\"><path fill=\"white\" fill-rule=\"evenodd\" d=\"M91 96V95H90ZM73 97H77L76 95H73ZM91 97H93V96H91ZM94 97H97V96H94ZM100 97V96H99ZM97 103H99L100 102V98L96 101ZM83 109H85V108H83ZM69 140V139H68Z\"/></svg>",
    "mask_w": 264,
    "mask_h": 264
}]
</instances>
